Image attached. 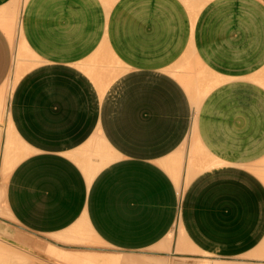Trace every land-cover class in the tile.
<instances>
[{
    "label": "crops",
    "instance_id": "obj_1",
    "mask_svg": "<svg viewBox=\"0 0 264 264\" xmlns=\"http://www.w3.org/2000/svg\"><path fill=\"white\" fill-rule=\"evenodd\" d=\"M0 110V264H264V0H0Z\"/></svg>",
    "mask_w": 264,
    "mask_h": 264
},
{
    "label": "bare ground",
    "instance_id": "obj_2",
    "mask_svg": "<svg viewBox=\"0 0 264 264\" xmlns=\"http://www.w3.org/2000/svg\"><path fill=\"white\" fill-rule=\"evenodd\" d=\"M25 1L26 0H22V4H24L25 3ZM21 3V2H20ZM22 6V5H21ZM20 7V6H19ZM18 8V7H17ZM17 13V12H16ZM11 20V19H10ZM8 32H9V36H10V38H11V40H12V42H13V45H15V48H17V51H18V57H20L21 55H22V53H29V50L26 48V45H25V42L23 41V37H22V25H21V19L19 18L18 19V17H16V18H14V20L12 21V23H11V25H10V27H9V29H8ZM111 46V45H110ZM13 78V77H12ZM9 93V92H8ZM3 96H5L4 95V93H3V95H2V97ZM6 107V106H5ZM3 111V110H2ZM1 110H0V124H2L3 122H4V119H5V116H4V113L2 112ZM2 130V129H1ZM9 130H10V128H9ZM4 139H5V137H4ZM3 150V149H2ZM14 152V151H13ZM12 153V152H11ZM2 154H3V151H2ZM14 156H16V155H14ZM10 156H9V154H7L6 155V158H5V162H4V167H3V174H6L8 171H10L11 170V168L13 167V165L15 164V160H11L10 158H9ZM15 234V233H14ZM62 236V238H63V235H61ZM185 238V237H184ZM18 239V238H17ZM41 240V239H40ZM24 241V240H23ZM182 242V240L180 241V243ZM188 242V241H187ZM180 243H179V241H178V245H179V248H180V246L184 243V239H183V243L180 245ZM189 243V242H188ZM26 244H27V242H26ZM184 244H186V242L184 243ZM190 244V243H189ZM189 244L188 245H185V247H186V249H188L187 247H189ZM191 246V245H190ZM182 247H184V246H182ZM182 247H181V249H182ZM184 247V248H185ZM171 248V247H170ZM183 248V249H184ZM190 248V247H189ZM192 248V251H191V253L193 252V253H195L196 252V250L195 249H193L194 247H191ZM191 248L189 249V251L191 250ZM186 249H184V250H186ZM167 250V249H166ZM194 250H195V252H194ZM177 251H180V250H177ZM189 251H185V252H189ZM41 252V251H40ZM181 252H183V250L181 251ZM196 253H198V252H196ZM28 254V253H27ZM205 255V254H204ZM115 258V257H114ZM118 257H116V259H117ZM121 258V257H120ZM120 258H118V259H120ZM118 259L116 260L117 262H115L116 264H129V262H127V263H122V261H118ZM190 259V258H189ZM192 259V258H191ZM196 259V258H195ZM195 259H193V260H195ZM204 259V258H203ZM203 259H202V261H203ZM252 259V258H251ZM256 259H258V258H256ZM125 260V259H124ZM128 260V259H127ZM197 260H199V262L201 261L200 259H197ZM204 260H209V259H204ZM212 260V259H211ZM216 260H218V259H216ZM219 261L220 260H218V262H215V263H213V261H212V263L213 264H224V263H219ZM206 262V261H205ZM133 263V262H132ZM132 263H130V264H132ZM198 263V262H197ZM204 263V262H203ZM133 264H135V263H133ZM159 264V263H158ZM166 264V263H165ZM198 264H202L201 262L200 263H198ZM205 264H211V262L209 263H205Z\"/></svg>",
    "mask_w": 264,
    "mask_h": 264
}]
</instances>
